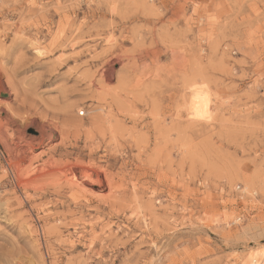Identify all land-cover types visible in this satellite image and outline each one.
I'll use <instances>...</instances> for the list:
<instances>
[{
	"label": "rangeland",
	"instance_id": "1",
	"mask_svg": "<svg viewBox=\"0 0 264 264\" xmlns=\"http://www.w3.org/2000/svg\"><path fill=\"white\" fill-rule=\"evenodd\" d=\"M0 75V264H264V0H0Z\"/></svg>",
	"mask_w": 264,
	"mask_h": 264
},
{
	"label": "bare ground",
	"instance_id": "2",
	"mask_svg": "<svg viewBox=\"0 0 264 264\" xmlns=\"http://www.w3.org/2000/svg\"><path fill=\"white\" fill-rule=\"evenodd\" d=\"M1 88L5 89V85H4L3 80L1 78V75H0V89ZM192 88H191V90H193ZM194 88H196V87H194ZM10 94H12V93H10ZM60 111L61 112L59 114V118H62V120H63V117H65L66 120H69L68 117L65 116V111L63 109H60ZM188 112H189V115L195 120H200V119L206 120V118L209 119V117H210L209 116V114H210V98L206 92L199 90V88L198 89L196 88L193 90V93H192V95H190V100L188 103ZM1 114H3V113H1ZM80 114H83V113H80ZM8 116H10V115H8ZM6 118L3 119V121H1V125L4 127V129H6V127H8L10 125L15 124L14 123L15 121L11 120L12 117L10 119H9V117L7 119ZM46 118H47V115H45V119ZM51 119L52 120L54 119V115H52ZM58 122H60V121H58ZM62 122H64V121H62ZM29 124L32 125L35 128V130L37 131V133L39 134L38 138L34 137L32 140H25V138L23 137L22 131H21L22 127L20 128L19 126H17L15 131H14L17 134V142L12 144V146H14V148H11L12 150L10 149V146L7 148V149H10V151L13 153V156L11 158V163L13 162L15 167L19 166L20 164L28 165V167H29V165L35 159L39 158V157H35V158L31 157V155H32L31 152L33 151L34 147L39 145L40 142L50 141L51 138L53 137V134H57V135L61 136V142L59 143V145H62V143L68 137V134H66L68 131L67 130L64 131L63 128H60V127H52L51 128L49 125L45 126L42 123L41 124L39 123L40 125H37L38 123L35 124L31 120H30ZM29 124H27V126ZM69 128H74L73 130H75L77 128V125L72 122L71 125H69ZM57 147H59V146L56 145L54 148L51 149V151L54 152L57 149ZM8 152H9V150H8ZM10 157L11 156H9V158ZM45 166L51 167L52 163L48 160L46 162ZM44 167L36 169L35 170L36 174L37 173H39V174L43 173L45 171ZM62 169H61V174H62V177H64V182L69 187L76 189V191H78L81 194H87V193L88 194L89 193L96 194L93 191L94 189L97 191H103L105 189H108V193H112L111 192V190H112L111 186L113 183L110 180H108L107 177L103 176L101 174V172H97V171H95V169H92L91 167H87V166L81 165L79 163H75L72 165L64 166V167H62ZM12 175H13V173H12ZM41 175H38V176H41ZM3 181L0 183V186L2 188L6 184L5 181L4 182ZM30 181L31 180H25L23 182L20 181L21 182L20 185H23L25 188H28L31 185V187L34 190H38L39 189V187H37L38 184L36 185V183H33V182H32L33 184H29ZM33 181H34V179H33ZM101 194H103V193H101Z\"/></svg>",
	"mask_w": 264,
	"mask_h": 264
},
{
	"label": "built area",
	"instance_id": "3",
	"mask_svg": "<svg viewBox=\"0 0 264 264\" xmlns=\"http://www.w3.org/2000/svg\"><path fill=\"white\" fill-rule=\"evenodd\" d=\"M80 115H83V114H80Z\"/></svg>",
	"mask_w": 264,
	"mask_h": 264
}]
</instances>
